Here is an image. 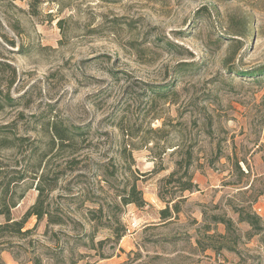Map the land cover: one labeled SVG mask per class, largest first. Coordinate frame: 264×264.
<instances>
[{
    "label": "rangeland",
    "instance_id": "rangeland-1",
    "mask_svg": "<svg viewBox=\"0 0 264 264\" xmlns=\"http://www.w3.org/2000/svg\"><path fill=\"white\" fill-rule=\"evenodd\" d=\"M0 61L16 102L0 126L34 144L27 180L56 184L44 208L64 220L30 217L0 239L4 263L264 264V81L228 73L264 65V0H0ZM52 123L84 133L53 144ZM184 171L181 193L167 180ZM131 184L144 206L122 204Z\"/></svg>",
    "mask_w": 264,
    "mask_h": 264
},
{
    "label": "trees",
    "instance_id": "trees-1",
    "mask_svg": "<svg viewBox=\"0 0 264 264\" xmlns=\"http://www.w3.org/2000/svg\"><path fill=\"white\" fill-rule=\"evenodd\" d=\"M29 5L31 9L35 10L37 6V0H29ZM165 46L173 50L172 44H170L169 42H166ZM194 70H197V66H194V64H184L180 65L175 70V73ZM5 71L8 72V78L6 80V88L4 90L0 88V112H2L5 107L15 105L16 103L9 93L10 88L14 84L15 70L8 64L0 61V73H3ZM228 73H234L236 77L240 78L249 77L255 79L257 83H261L262 81H264V65L249 71L234 70L231 68L228 69ZM260 77L262 78L259 79ZM170 85L173 86V83H170ZM170 85L165 86V89L163 87L158 88L163 89V94L165 95V91H168ZM48 130L51 134V143L54 144L56 141H58L60 145H63L64 141L73 140L75 136H81L84 133L82 131L84 130L82 126H63L62 124L60 125L58 123L50 124ZM4 151H9L10 153L14 154V156L19 155V160H16L15 163L10 166L7 163V158H4V156L1 155V152ZM36 151L37 149L35 148L34 144L27 138L20 136L17 137L13 135V132L9 125L0 126V217H3L4 219V222H0V239H21L26 236L30 232V230H23V228L28 219L32 216H35L39 221L45 215H47L48 224L50 225H62L64 222L62 218L53 216L52 214H50L48 209L44 208L45 198L48 199V194H46V191L48 193L53 191L56 184L45 188V186L42 185V182H39L35 187H33L32 184H30L27 180V175L32 167V159ZM235 165L239 170L240 168L237 162H235ZM178 166H182L180 162H178ZM188 166L189 161H186L185 167ZM174 175L175 174L172 173L169 176L167 183H176L179 186V191L181 193L192 191V189L195 188V185L192 183L189 177L186 180H182V177H187L186 171H184L181 176H179V178L175 180L173 179ZM32 188L37 191V197L34 204L25 211L20 219L15 220L12 217V210L16 208L20 200L24 198L25 193ZM120 197L121 202L124 205L134 204L137 207H142L146 204L141 196L140 190H138L134 184H131L128 188L125 187ZM159 197L164 199L162 196ZM173 212H178V206L176 204L173 205ZM160 215L163 219L171 217L168 204L164 210L160 211ZM240 220L248 223L253 230L261 231L262 229V227L260 226L261 220L256 215L242 212L240 214ZM220 221L222 224H224L227 231H230L232 229L233 226L230 220L221 218ZM123 234V232L116 234L115 239L120 240ZM262 242L264 243V239L262 240ZM0 264L6 263H4L0 258Z\"/></svg>",
    "mask_w": 264,
    "mask_h": 264
}]
</instances>
